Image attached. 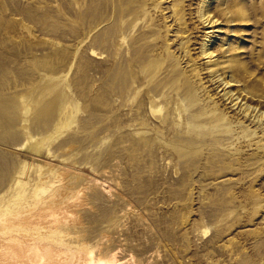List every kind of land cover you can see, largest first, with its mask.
Returning <instances> with one entry per match:
<instances>
[{
    "label": "rangeland",
    "instance_id": "rangeland-1",
    "mask_svg": "<svg viewBox=\"0 0 264 264\" xmlns=\"http://www.w3.org/2000/svg\"><path fill=\"white\" fill-rule=\"evenodd\" d=\"M76 189L74 254L264 264V0H0V216Z\"/></svg>",
    "mask_w": 264,
    "mask_h": 264
},
{
    "label": "bare ground",
    "instance_id": "bare-ground-1",
    "mask_svg": "<svg viewBox=\"0 0 264 264\" xmlns=\"http://www.w3.org/2000/svg\"><path fill=\"white\" fill-rule=\"evenodd\" d=\"M103 174L105 175V170L103 171ZM40 179L42 180V178ZM59 183L60 181L58 184ZM99 187H101V185H99ZM99 187L97 188L99 189ZM76 191L78 192L77 189ZM37 192L38 191H36V193ZM53 194H49L47 197H44L43 195V199L37 200L31 204L32 209H30V211L26 209V212L14 211L15 213L8 212V214H3L0 216V264H121L122 261L118 259L114 251L108 252L105 250L107 251V254H104L103 257L100 255L99 257L98 255L94 256L92 250H82L85 247H80V249H82H79L80 251L77 250L80 253L76 251L77 253L74 254L71 246L68 243H72L71 245H73L74 241L79 240L77 237L79 234H76V236H68V232L64 231V229H66V227L70 228L73 223L76 221L78 222V220H76L78 217L75 218V215L77 211H81L80 209L84 205L82 196L79 194V192L70 194V196L66 197H60L59 195L56 196ZM42 195L40 197H42ZM36 197L33 196V199L31 197L28 198H31L30 200L35 201ZM76 225H78V223H76ZM69 238L73 239L74 241L71 239L68 241ZM76 245L74 244V246ZM76 248H78V246L75 247V249ZM128 263L130 264V262Z\"/></svg>",
    "mask_w": 264,
    "mask_h": 264
}]
</instances>
